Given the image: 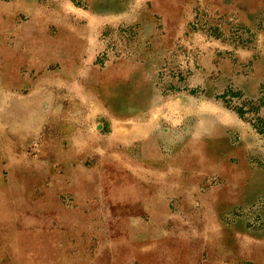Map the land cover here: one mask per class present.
<instances>
[{"label": "rangeland", "instance_id": "1", "mask_svg": "<svg viewBox=\"0 0 264 264\" xmlns=\"http://www.w3.org/2000/svg\"><path fill=\"white\" fill-rule=\"evenodd\" d=\"M0 264H264V0H0Z\"/></svg>", "mask_w": 264, "mask_h": 264}, {"label": "crops", "instance_id": "2", "mask_svg": "<svg viewBox=\"0 0 264 264\" xmlns=\"http://www.w3.org/2000/svg\"><path fill=\"white\" fill-rule=\"evenodd\" d=\"M99 101L104 104L106 108H108V99L101 95ZM102 104V105H103ZM104 107V109H106ZM107 120V124L111 128V131L106 137L103 138H115L121 142L134 143L138 141H142L150 135L153 126L152 123L147 122H135L133 119L129 118V116H118L117 118H105ZM106 123V122H105ZM74 124V123H72ZM100 125V124H99ZM73 127V125H71ZM33 127V126H32ZM98 127V124L95 125V128ZM90 127L86 125L84 129L90 130ZM89 133V132H88ZM93 134H85L84 137L76 138L75 136H71L68 138V144L70 146H75L81 142H85L86 144L91 140ZM96 138L95 135H93ZM73 148V147H72Z\"/></svg>", "mask_w": 264, "mask_h": 264}]
</instances>
